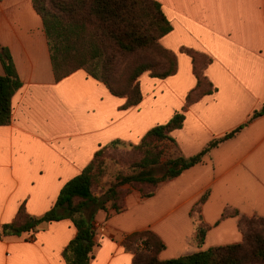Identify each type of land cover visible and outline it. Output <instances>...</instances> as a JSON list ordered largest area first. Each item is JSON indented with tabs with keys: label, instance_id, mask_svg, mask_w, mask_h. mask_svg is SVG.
<instances>
[{
	"label": "crops",
	"instance_id": "0c3cea01",
	"mask_svg": "<svg viewBox=\"0 0 264 264\" xmlns=\"http://www.w3.org/2000/svg\"><path fill=\"white\" fill-rule=\"evenodd\" d=\"M156 1L170 25L159 42L175 55L176 68L163 78L141 73V98L125 106V96L112 94L84 69L56 79L32 0H0V44L20 80L10 122L0 125V229L20 206L34 217L50 209L100 146L136 144L175 112L183 120L170 134L186 157L242 127L199 162L159 182L151 195L124 185L122 209L108 201L97 208L88 264H131L122 240L145 230L163 244L160 260L238 243L239 218L264 216V110L252 117L264 106V0ZM187 50L203 63L210 89L188 104L196 78ZM203 195L206 231L198 244L190 210ZM75 233L71 220L61 218L18 235L0 234V264H66L62 251Z\"/></svg>",
	"mask_w": 264,
	"mask_h": 264
},
{
	"label": "trees",
	"instance_id": "16d2710c",
	"mask_svg": "<svg viewBox=\"0 0 264 264\" xmlns=\"http://www.w3.org/2000/svg\"><path fill=\"white\" fill-rule=\"evenodd\" d=\"M39 14L47 39L52 71L60 79L76 69H84L90 76L101 80L114 95L125 96V106L139 102L138 76L149 70L152 77L163 78L176 68L175 55L171 52L169 65L163 71H152L150 64L138 62L128 77L126 86L118 88L111 72L118 58L142 49L159 39L170 29L161 5L156 0H32ZM192 58L196 84L186 95V104L208 92L202 74V62L197 53L187 50ZM0 125L10 122V100L20 86L10 51L0 44ZM133 80L135 84L132 85ZM264 106L254 111L260 114ZM183 115L175 112L166 122L148 129L136 144H129L137 157L127 163V170L117 171L106 187L101 184L104 173V152L107 148L124 143L113 140L100 146L82 171L66 181L60 188L54 204L39 217L26 213L20 206L12 221L1 225L0 234H20L35 228L41 222L69 218L76 233L62 251L66 264H88L93 241V216L97 208L124 207V185L137 189L141 196L151 195L157 184L177 176L184 169L199 162L203 155L219 142L233 136L242 125L224 135L210 140L199 152L184 156L180 153L170 132L181 126ZM94 188L98 191H94ZM203 195L193 204L190 214L195 221V239L202 243L206 225L200 215ZM225 211L223 215H226ZM233 213V212H230ZM242 239L238 243L212 246L175 258L160 260L158 251L163 247L159 238L150 231L127 234L123 247L132 254L131 264H241L247 249L264 259V216H241L238 221Z\"/></svg>",
	"mask_w": 264,
	"mask_h": 264
},
{
	"label": "rangeland",
	"instance_id": "374dc122",
	"mask_svg": "<svg viewBox=\"0 0 264 264\" xmlns=\"http://www.w3.org/2000/svg\"><path fill=\"white\" fill-rule=\"evenodd\" d=\"M169 58H172L171 52L165 51L159 39H156L151 41L148 46L118 58L111 75L116 80L117 87L122 88L126 86L128 77L132 74V70L136 63H148L152 71L155 70L160 72L168 67ZM144 72L148 73L149 70ZM136 80H138V78ZM136 80H133L132 85L135 84ZM136 157L137 153L126 143L118 147L107 148L104 152V173L100 176L101 184L99 185L98 183L96 187H106L108 183L112 181L114 174L120 170H127V163ZM94 191L96 192L98 189L94 188ZM241 264H264V259L254 255L252 250L247 249L241 256Z\"/></svg>",
	"mask_w": 264,
	"mask_h": 264
}]
</instances>
